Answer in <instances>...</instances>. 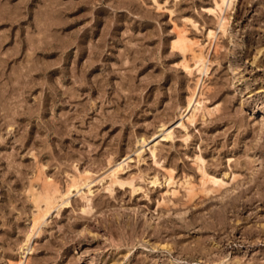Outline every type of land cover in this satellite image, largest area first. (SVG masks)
<instances>
[{
    "label": "rangeland",
    "instance_id": "obj_1",
    "mask_svg": "<svg viewBox=\"0 0 264 264\" xmlns=\"http://www.w3.org/2000/svg\"><path fill=\"white\" fill-rule=\"evenodd\" d=\"M213 7L0 0V264H264V0H234L226 31ZM80 175L34 233L32 193Z\"/></svg>",
    "mask_w": 264,
    "mask_h": 264
},
{
    "label": "bare ground",
    "instance_id": "obj_2",
    "mask_svg": "<svg viewBox=\"0 0 264 264\" xmlns=\"http://www.w3.org/2000/svg\"><path fill=\"white\" fill-rule=\"evenodd\" d=\"M234 3V0H214V7L209 9V11L211 13H213L214 15H216L219 20H220V29H222L223 31H226V27H227V17H226V13L227 11L232 7ZM228 29V28H227ZM226 33V32H225ZM185 35V34H184ZM210 36H216L212 31H210ZM185 37V36H184ZM182 35L179 36L178 40H176L173 44V48L176 47L178 48L180 51H182L185 55L189 52H192L194 54V58H195V63L197 66V69L199 73L201 72H206V61H205V55L204 52H201L200 54L196 53L194 51V49L192 48V44L190 45L189 41L191 42V40H187L186 38H184ZM215 38V37H214ZM197 43V42H196ZM213 44V43H212ZM200 45V44H198ZM200 47V46H198ZM203 47V46H201ZM200 47V49H201ZM209 47V46H208ZM205 48V47H204ZM218 48V47H217ZM196 50V49H195ZM208 50V49H207ZM199 51V50H198ZM207 55V54H206ZM207 60V59H206ZM192 61V60H191ZM189 62V60L187 61ZM190 63V62H189ZM189 63H184L186 68H190L188 65ZM188 64V65H187ZM205 65V66H204ZM208 68V67H207ZM190 70V69H188ZM193 70V69H191ZM190 70V71H191ZM208 71V70H207ZM203 84V83H202ZM204 85V84H203ZM204 91V90H203ZM204 95V93L198 92L196 94V90L192 91L191 95L188 97L186 104L181 108L180 110V114L179 116L184 117V114L186 112L187 116L189 120H193L194 116L196 115V113L198 111H200L202 108V99L201 96ZM207 109V108H206ZM210 109V108H209ZM214 110V109H213ZM216 110V109H215ZM211 110H208V112L206 111V113L211 114ZM197 116V115H196ZM178 123V122H177ZM179 125H184L183 122H179ZM159 132H163L162 138L164 140H169L171 139L174 135L173 130L170 129V127H168L167 124H162L159 128ZM175 137V136H174ZM158 142V141H157ZM147 143V140L145 138H140L138 140V147L141 149L144 147V145ZM157 148V143L152 145L150 150L151 152L154 154L156 153V149ZM140 151V150H138ZM143 151H140L139 153L142 154ZM145 152V151H144ZM155 155V154H154ZM143 156V155H142ZM142 158V157H141ZM140 158V159H141ZM127 159V158H125ZM110 168L108 169V173L106 175L107 179L109 178L112 182V184L118 183L120 182L119 178H120V173L124 170V160H122L119 163L116 162H110L109 164ZM91 173V172H90ZM89 173V175H90ZM81 174V173H80ZM236 176V175H235ZM89 177V176H88ZM210 182L215 185H219V186H223L224 185V181L221 179H217V178H212L210 177ZM89 179L87 177H81L80 178H72L71 181L69 182L67 189L64 193H60L62 191H60L57 187H53V186H47L44 187V190L42 192L39 193H35L33 191L32 195H33V201L35 204V208H36V212L34 214L33 217V232L38 229V227H41L40 225L42 224L43 220H45V218L50 214V212L54 209L57 208L58 206H60V204L63 202L71 195V193L75 190L80 189V187H83L84 184L87 183ZM46 181V180H45ZM44 181V182H45ZM55 183V182H54ZM49 184V183H48ZM46 184V185H48ZM120 184V183H119ZM58 185V184H57ZM89 186V185H88ZM115 186V185H114ZM101 188V187H100ZM31 190V189H30ZM40 190V189H39ZM109 190V189H108ZM30 192V191H29ZM80 192V191H79ZM90 198V197H89ZM69 199V198H68ZM89 200V199H88ZM68 204V203H67ZM87 209V208H86ZM90 210V209H89ZM87 211V210H86ZM31 232V233H33ZM36 232V231H35ZM34 232V233H35ZM33 233V234H34ZM31 234L27 239V243L26 245H24V247L22 249L24 250H31L30 247L28 245H30V241H31ZM32 248V247H31ZM33 250V249H32ZM23 251V250H22ZM30 253V252H29ZM28 252L24 255H27ZM21 262V261H20ZM19 262V263H20ZM17 263V264H19Z\"/></svg>",
    "mask_w": 264,
    "mask_h": 264
}]
</instances>
